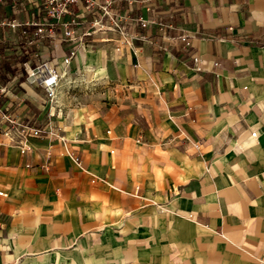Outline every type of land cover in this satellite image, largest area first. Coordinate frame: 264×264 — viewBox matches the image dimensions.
Wrapping results in <instances>:
<instances>
[{
    "label": "crops",
    "instance_id": "crops-1",
    "mask_svg": "<svg viewBox=\"0 0 264 264\" xmlns=\"http://www.w3.org/2000/svg\"><path fill=\"white\" fill-rule=\"evenodd\" d=\"M110 1L64 75L106 98H6L42 131L2 137L0 264H264V0Z\"/></svg>",
    "mask_w": 264,
    "mask_h": 264
},
{
    "label": "built area",
    "instance_id": "built-area-1",
    "mask_svg": "<svg viewBox=\"0 0 264 264\" xmlns=\"http://www.w3.org/2000/svg\"><path fill=\"white\" fill-rule=\"evenodd\" d=\"M112 1L98 0H0V70L6 61L13 68L22 69L9 73V79L0 77V146L2 137L9 144L25 152L23 140L29 135L37 136L42 128L21 121L6 104L7 96L13 94L15 84L21 76L29 85L41 87L48 101L55 104L61 93L64 75L76 57L84 36L97 31L125 30L126 15L114 11ZM87 15L92 16L91 26L80 32ZM143 20V25H147ZM49 40V56H43L42 47ZM68 45V48L65 46ZM197 68L203 62L194 56ZM62 68L59 69V65ZM257 133L252 132L256 137ZM18 137L22 139H18ZM202 140H199L198 146ZM0 190V195H5Z\"/></svg>",
    "mask_w": 264,
    "mask_h": 264
},
{
    "label": "rangeland",
    "instance_id": "rangeland-1",
    "mask_svg": "<svg viewBox=\"0 0 264 264\" xmlns=\"http://www.w3.org/2000/svg\"><path fill=\"white\" fill-rule=\"evenodd\" d=\"M94 47V46H93ZM8 65L7 75H5V80L9 79V73H17L22 71V69L13 68ZM62 68V64L59 65V69ZM76 70V68H74ZM107 83L102 79H94L88 81L86 79L85 72L73 71L69 72L66 77L63 79V85L61 89L60 96L58 101L55 103L58 109H69V108H81L85 102L90 98V101H93L95 98H106L104 96L107 89H109Z\"/></svg>",
    "mask_w": 264,
    "mask_h": 264
},
{
    "label": "trees",
    "instance_id": "trees-1",
    "mask_svg": "<svg viewBox=\"0 0 264 264\" xmlns=\"http://www.w3.org/2000/svg\"><path fill=\"white\" fill-rule=\"evenodd\" d=\"M8 65H5L0 70V77L5 78V75H7Z\"/></svg>",
    "mask_w": 264,
    "mask_h": 264
}]
</instances>
